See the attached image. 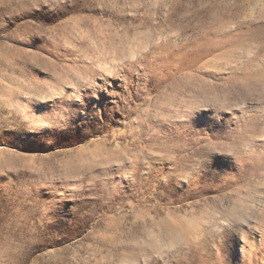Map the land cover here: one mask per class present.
Listing matches in <instances>:
<instances>
[{"label":"rangeland","instance_id":"374dc122","mask_svg":"<svg viewBox=\"0 0 264 264\" xmlns=\"http://www.w3.org/2000/svg\"><path fill=\"white\" fill-rule=\"evenodd\" d=\"M0 264H264V0H0Z\"/></svg>","mask_w":264,"mask_h":264},{"label":"bare ground","instance_id":"6f19581e","mask_svg":"<svg viewBox=\"0 0 264 264\" xmlns=\"http://www.w3.org/2000/svg\"><path fill=\"white\" fill-rule=\"evenodd\" d=\"M217 6V5H216ZM210 12V11H209ZM219 23V22H218ZM222 23V22H221ZM196 25V24H195ZM227 24H225L226 26ZM227 27V26H226ZM209 28V27H208ZM205 29L203 31H201L200 33H198L197 35H195L194 39L192 41H185L186 44H184L181 48H180V52H179V62H178V65L173 69V71H177V70H180L182 68H186L188 66H186L187 64H184L185 61H186V52L189 51L187 49L188 45L189 44H194L200 48L198 50V53L197 55L191 59L190 61L191 62H198L199 60H201V58L208 54L210 55H219V56H223V57H227L226 53H227V49L228 47L230 46L231 44V41H230V38H228V35L225 36V39L222 37V35H224L225 31L223 30V24H218V26H213L209 29ZM227 37V38H226ZM239 39V38H238ZM236 42V41H235ZM234 41H232V44L235 43ZM183 44V43H182ZM235 45V44H234ZM187 49V51H185ZM224 60V59H223ZM191 77H187L188 79H191V78H195L194 76L190 75ZM129 88H128V91L126 93V95L124 96V100L127 102V103H133L135 104L136 102H139V100L143 103L145 100L147 101V98L145 99H139V89L134 87V85H131L129 83ZM34 87V86H33ZM19 93V92H18ZM135 102V103H134ZM124 105H126V103H124ZM149 107L155 109V110H163L165 108V105L163 107L162 104H159V103H153V102H150L149 103ZM28 110V109H27ZM124 110V109H123ZM123 112V111H122ZM162 112V111H161ZM148 113V112H147ZM157 113V112H156ZM148 116H149V120L147 121L148 122V125L145 124V129H146V136H147V140H149V144L145 145L147 146L148 148V151H154V149L158 150L159 152L161 153H165V151L163 150V148L167 147L166 146V143L163 141V138L162 136L160 137L158 135L159 133V130L163 127L162 125V121L160 120V118H151L149 113H148ZM148 119V118H147ZM138 125L140 126H143V123L139 120L138 121ZM153 125H156L157 126V129H155L153 127ZM145 131V130H144ZM158 131V132H157ZM84 140V139H83ZM146 140V141H147ZM138 141V140H137ZM155 150V151H156ZM169 150V149H168ZM173 150V149H172ZM175 152V151H174ZM166 154V153H165ZM164 154V155H165ZM162 156V155H161ZM163 157V156H162ZM160 160V159H159ZM167 162V161H166ZM179 164L178 167H180V170H183L184 168V163L183 162H180V161H176L174 163V165L172 164V166L175 168L177 165ZM171 166V167H172ZM173 169V168H172ZM174 170V169H173ZM184 227H183V224H179V230H183ZM174 231V230H173ZM201 262H204V261H201ZM209 263V262H208Z\"/></svg>","mask_w":264,"mask_h":264}]
</instances>
